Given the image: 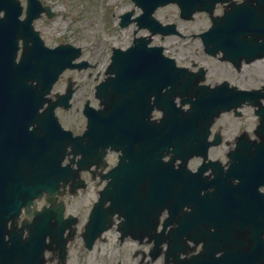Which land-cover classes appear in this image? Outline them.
Wrapping results in <instances>:
<instances>
[{
    "label": "flooded vegetation",
    "instance_id": "flooded-vegetation-1",
    "mask_svg": "<svg viewBox=\"0 0 264 264\" xmlns=\"http://www.w3.org/2000/svg\"><path fill=\"white\" fill-rule=\"evenodd\" d=\"M223 9L218 7L221 13ZM85 61L61 74L53 88L51 104L71 94L70 106L57 107V119L44 114L28 121L27 135L55 131L62 136L61 125L72 133L61 163L51 159L36 164L40 169L69 168L54 177L52 192L21 198L20 206L6 201L7 208L0 207V216L10 219L1 224L0 264H214L233 246L248 251L256 242V221L264 219L254 204L264 187L256 182L246 185L244 180L253 160L252 147L237 144L240 136L245 140L255 136L253 110L245 107L247 112L238 116L231 111L212 124L208 118L193 124L186 110L164 118L166 106L151 95L141 106L152 107L149 120H139L128 130L105 125L104 133H99L88 121L97 111L86 106L109 112L103 85L95 97L105 76L97 70V61ZM227 64L236 73L249 65L237 69ZM191 66L199 74L201 66L196 62ZM203 76L210 82L208 68ZM177 96L173 99L179 104ZM61 112L68 114L67 123ZM245 115V127L237 129L238 119ZM13 128L9 124L0 130ZM162 138L169 141L159 150ZM245 199H252L253 207L245 209ZM96 204L97 221L88 229ZM206 251L207 260H195Z\"/></svg>",
    "mask_w": 264,
    "mask_h": 264
},
{
    "label": "water",
    "instance_id": "water-1",
    "mask_svg": "<svg viewBox=\"0 0 264 264\" xmlns=\"http://www.w3.org/2000/svg\"><path fill=\"white\" fill-rule=\"evenodd\" d=\"M30 1V0H29ZM232 0H132L142 14L131 19L134 12L121 17V27L130 23H137L138 29H149L152 35L178 34L174 25L163 27L153 18L159 7L169 3L179 6L182 19H193V14L207 12L212 15L217 3H227ZM231 8L225 11L223 17H213L210 31L202 33L206 52L215 55L222 52L221 59L228 60L234 65H239L244 59L252 62L264 58V0H245L244 4L232 3ZM0 119L18 120L20 125L36 115V109L47 102L46 96L51 92L52 85L57 81L59 73L67 68L72 60L79 56V49L72 46L58 47L57 49L45 48L36 32L33 31L35 17L40 16L38 2L31 0L28 6V16L20 20L22 7L18 0H0ZM22 39L24 53L19 62L16 61L18 41ZM32 41V45L29 42ZM148 38H135L134 46L126 51L113 49L112 65L109 68L114 78H109L104 83L107 93L109 112L98 113L91 119L93 130L104 133L106 125L110 130L132 129L137 121L148 119L152 110H145L142 103L147 96L155 95L161 105H165L166 117H178L177 109L173 106L171 94H180L183 103L191 105L187 116L190 123L198 124L202 119L211 120L221 111L237 109L243 104L258 106L259 126L255 134L260 142L254 141L255 151L251 165L246 167V185L256 182L264 185V109L260 106V98H264V86L260 90H240L237 87L227 89V84L217 89L208 86H193V79L185 68H177L176 62L166 58L162 47H149ZM200 80L197 82L199 83ZM167 92L169 97L161 94L163 87H170ZM195 97V98H193ZM116 98L124 101L118 102ZM139 105V106H138ZM138 106V111L123 109ZM6 141H0V166H4L7 153L12 158L15 167L19 160L32 154L61 152L63 140L56 134L43 137H25V135L12 134ZM38 142H37V141ZM162 138L157 142L161 150L168 143ZM37 161V159H33ZM33 169V173H39ZM11 183H1L0 203L6 201L21 204V198L29 197L37 192L39 186L30 182L24 172L14 171ZM263 197H260V213L264 214ZM4 208H7L4 205ZM1 214V210H0ZM257 239L255 244L249 246L248 251L243 247H234L231 253H223L217 258L216 264H260L264 262V241L260 238L264 234V219L256 221Z\"/></svg>",
    "mask_w": 264,
    "mask_h": 264
},
{
    "label": "rangeland",
    "instance_id": "rangeland-1",
    "mask_svg": "<svg viewBox=\"0 0 264 264\" xmlns=\"http://www.w3.org/2000/svg\"><path fill=\"white\" fill-rule=\"evenodd\" d=\"M56 12L51 19L38 20L45 43L57 46L58 43H71L83 49V58L89 62H96L99 71H104L109 65L113 46L124 49L132 44L136 26L121 29L119 16L132 11L130 0H43ZM178 8L168 5L156 11L157 17L163 24L175 23L182 36H168L153 39L154 45H163L168 54L173 56L181 65L190 66L197 62L208 68L210 83L228 80L233 85L243 89L258 88L264 84V60L247 67L241 73L232 71L230 66L210 59L203 53L201 43L193 35L208 29L210 21L205 14L196 15L194 20L183 21L178 16ZM136 14L139 10L136 9ZM220 14L221 11H217ZM147 31H139L137 36H145ZM247 112V111H245ZM63 121L68 114L61 112ZM246 115L238 119L237 129L245 127ZM224 119H227L226 117ZM67 123V122H66ZM255 124V119L252 121Z\"/></svg>",
    "mask_w": 264,
    "mask_h": 264
}]
</instances>
